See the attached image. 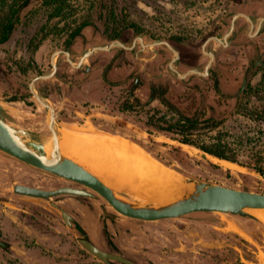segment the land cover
Here are the masks:
<instances>
[{"label":"rangeland","instance_id":"rangeland-1","mask_svg":"<svg viewBox=\"0 0 264 264\" xmlns=\"http://www.w3.org/2000/svg\"><path fill=\"white\" fill-rule=\"evenodd\" d=\"M234 1L239 0H72L75 14L67 22L60 21L50 27L49 23L54 25L58 18L49 22L45 0H29L21 22L7 40L0 41V99L5 108L0 109L5 114L2 116L17 127L36 132L43 142L49 143L52 135L48 127L49 111L30 96L29 85L35 77L51 70L54 54L67 46L71 34L79 32L76 28L83 21L86 25L73 43L75 56L86 48L107 45L118 33L130 41L134 30L143 33L148 40L174 42L182 51L187 69L192 61L198 60L204 40L214 33ZM12 2L0 0V4ZM247 42V37L241 40V43ZM256 44L264 47V35ZM247 50L232 48L222 59L224 64L230 65L227 72L236 77L234 84L224 89L228 96H220L213 84H205L200 78L189 84L169 79L172 88L166 93L167 98L188 116L185 118L196 124V128L187 131L178 125L182 117L158 101L137 109V114L129 112L123 103V88L108 85L102 79L101 69L93 70L88 78L81 75L80 86L68 87L76 78L63 59L61 63L67 72L64 96H59L57 78L51 82L38 79L36 86L53 95L49 101L57 109L56 119L62 136L65 131H73L96 140V145L116 141H111L110 136L122 137L183 175L264 193V179L243 173L239 167L225 161H206L186 151L179 142L185 136L199 145H226L234 162L264 174V73L250 80L242 96H234L250 60ZM110 56L111 52H102L92 60L104 65ZM170 58L166 53L159 58V63L167 66ZM127 60L132 61L135 69V60ZM55 61L56 66L59 65V53ZM144 79L146 81V77ZM143 91L147 98V89ZM59 98L63 99L59 102ZM202 98L204 102L200 105ZM59 110L63 112L60 118ZM198 144L192 147L203 151ZM77 151L81 153L80 148ZM48 173L0 150V264H121L105 263L84 248L79 242L81 236L69 228L61 211L50 202L13 192L14 184L58 187L59 179ZM96 196L98 204H91L89 210L74 211L76 220H72L100 249L97 238L82 227V222L91 223L89 226L101 224L100 237L110 241L114 235L104 233L109 232V226L118 224L120 230L116 234L128 249L122 252L110 243L106 251L126 254L138 264H264L262 213L195 212L180 219L149 224L119 215L104 198ZM114 215L119 218H113Z\"/></svg>","mask_w":264,"mask_h":264},{"label":"flooded vegetation","instance_id":"flooded-vegetation-1","mask_svg":"<svg viewBox=\"0 0 264 264\" xmlns=\"http://www.w3.org/2000/svg\"><path fill=\"white\" fill-rule=\"evenodd\" d=\"M226 11L227 13L222 16L223 21H219L214 33L209 35L204 40L200 49V57L198 60L192 61L187 69H185L187 64L186 60H183L182 58V51L180 48H178V46H176V44H174V42L163 39L148 40L143 33L136 32L134 30H132V32L135 34L130 41H126L122 35L118 33L111 38L107 45H98L86 48L82 50V53L79 56H75L72 49L73 43L81 34V30H79V32L71 38L67 46L58 51L59 65L57 64L56 69L54 70L52 64L51 70L49 72L41 74L34 79L40 76H47L42 79L49 82H51V80L54 78L59 79V96H64L63 84L65 81V73H67L61 63L64 59L66 61V66L70 67L74 71V77L76 78L75 81L69 82V84H67L68 87L80 86L81 82L79 79L81 75L85 78H88L93 70L101 69L102 79L108 85L111 87L123 88L122 92L125 93L123 103L126 104V108L129 112L137 114L139 112L137 109L144 108L148 105H153L155 101H158L162 106L173 111L174 113H177L180 117H188L185 116L186 114L177 108L175 104L171 102L166 96V93L170 92L172 88L171 83H169L170 78L177 79L183 84H189L191 81H193V79L200 78L205 84H213L214 90L220 96H228V93L225 92L224 89L232 86L236 77H231L230 73L227 72L230 65L224 64L225 61H222V59L229 55L228 51L232 48H248L249 50H247V55L250 58V60L247 62V66L244 68L242 84L234 96L237 98L242 96L247 90L250 80L256 75H262L264 73V47H262L260 44H256L257 40L262 35H264V0L234 1L231 5V8ZM245 37L249 38V42L241 43V40ZM116 42H119L122 45L115 44L108 50H96L93 53L87 55V53L95 47L109 46ZM65 52H68L69 55H66ZM102 52H111V56L106 64L97 65V62L92 59L98 53ZM166 53L167 56L170 55L171 58L168 62V65L164 66L161 64V62L159 63V58L166 56ZM127 58L134 59V62L137 63L136 65L140 66L137 68L135 65L134 69L133 65L131 64L132 61H128ZM170 63H173L174 68L181 75H185V77L181 78L174 76L170 69ZM152 65L154 66L153 69L151 68ZM142 72L145 74V76ZM122 74L124 75L123 79L120 78V75ZM144 77H146V81ZM119 78L120 81H118ZM37 80H35L33 84L35 91L40 96L49 100L50 96L53 95L51 93H46L39 90L36 86ZM129 83H131L130 86H128ZM31 84L29 85V90L31 93L30 96H34L35 98L34 93L31 91ZM146 89L148 91V96L147 98H144L143 90ZM196 89L199 90L198 88ZM199 93H201V90H199ZM62 99L63 98H59V102ZM203 100L204 98H202V101H200V105H202V102H204ZM54 109L55 114L57 115V109L55 107ZM0 115L2 116L5 114L4 112L0 111ZM62 115L63 112L59 110L58 117L60 118ZM55 177L59 179V186L56 188L49 187L48 184L45 187H31H35L44 191H60L64 189H71L82 192H61L53 196L42 198L50 202L52 207L59 209V211L66 212L73 220H76L74 211L77 212L80 208H86L89 210V206L91 204H98L96 195L99 194L94 190L73 180L65 179L59 176ZM185 216L187 215L170 219H180ZM89 224L91 223L86 222L85 224L82 222V227L87 232H93L94 236L98 240L97 244L104 251L107 250L106 248L110 243L116 248V250L119 249L123 252L125 251L123 249H128V247L126 248L123 246V243L121 242L122 240L118 237V234H116L120 230V226L118 224L109 226V229L107 228L109 232L106 230L104 233L107 236H110L109 234L114 235V237L111 239L112 241L100 237L99 233L101 232L102 228L101 224L99 225L97 223L98 226H89ZM116 250L111 251L108 249L106 252L131 260L126 254L120 255Z\"/></svg>","mask_w":264,"mask_h":264},{"label":"water","instance_id":"water-1","mask_svg":"<svg viewBox=\"0 0 264 264\" xmlns=\"http://www.w3.org/2000/svg\"><path fill=\"white\" fill-rule=\"evenodd\" d=\"M115 44L122 45L121 43L116 42L109 46L95 47L91 49L87 55L96 50H108ZM57 54L58 52L54 54L52 60L54 70L57 67L55 61ZM65 54L69 55L68 52H65ZM170 69L174 75L181 78L185 77V75H181L174 68L173 63H170ZM45 77L47 76H40L34 79L31 84V91L34 93L37 101L49 111L48 127L52 133L49 143L43 142L36 132L17 127L5 117L0 116L1 151L30 166L65 179L73 180L94 190L101 195L119 215L126 218L137 219L150 223L170 218H178L195 212L254 215L255 213L264 210V193L235 189L220 184L202 181L191 176L183 175L167 166L166 167L173 170L178 177L179 192L174 199L157 201L140 191L132 189L129 186L109 185L103 178L87 168L82 162L67 156L63 152L61 148L62 128L57 122L55 109L48 99L40 96L35 91L33 86L35 80ZM2 103L3 101L0 99V109L5 110ZM110 137L115 139L122 138L117 136ZM172 142L175 143L174 140ZM179 142L184 145V149L186 151L204 158L206 161L208 160L211 163H215L214 159L225 161L233 166L239 167L243 173L264 179V174L258 173L252 168L242 166L231 160L219 158L205 151H199L192 147L193 144L181 141ZM50 145L52 146L51 151L48 150ZM149 156L151 155L149 154ZM151 157L160 165L165 166L153 156ZM13 192L23 196L42 199L61 192L81 193L82 191L71 189L44 191L27 185L14 184ZM122 194L135 197L141 201L130 200ZM60 213L69 228L75 234L81 236L79 237L80 244L99 260L105 263L118 261L123 264H137L127 258L100 249L89 238L83 235L81 227L74 223L72 218L66 212L61 211ZM113 217L119 218L117 215H114Z\"/></svg>","mask_w":264,"mask_h":264},{"label":"bare ground","instance_id":"bare-ground-1","mask_svg":"<svg viewBox=\"0 0 264 264\" xmlns=\"http://www.w3.org/2000/svg\"><path fill=\"white\" fill-rule=\"evenodd\" d=\"M117 139L119 140L96 145V140L73 131H65L61 148L67 156L82 162L111 186H129L157 201L174 199L179 192L177 174L160 165L141 147L128 140ZM78 148L81 153L77 151ZM48 150H52L51 145ZM260 213L264 219V210L258 212V215Z\"/></svg>","mask_w":264,"mask_h":264},{"label":"trees","instance_id":"trees-1","mask_svg":"<svg viewBox=\"0 0 264 264\" xmlns=\"http://www.w3.org/2000/svg\"><path fill=\"white\" fill-rule=\"evenodd\" d=\"M29 0H13L11 4H0V41H5L9 38L10 34L14 31L18 23L21 22V14L23 13ZM45 7L49 13V22L53 18H58V21L50 24V27H55L60 21L67 22L70 17L75 14L74 5L72 0H45ZM76 18L75 20H77ZM87 23V22H86ZM86 24L84 21L76 28L77 31L82 29ZM76 33L73 32L71 37ZM178 125L182 126L183 131L192 130L196 128V124L189 118L182 117L178 122ZM181 142L198 144L194 139H190L184 136ZM199 148L205 152L213 154L219 158L236 161L232 156L227 153L228 147L220 143L213 144H198Z\"/></svg>","mask_w":264,"mask_h":264},{"label":"crops","instance_id":"crops-1","mask_svg":"<svg viewBox=\"0 0 264 264\" xmlns=\"http://www.w3.org/2000/svg\"><path fill=\"white\" fill-rule=\"evenodd\" d=\"M110 140L112 141V140H115V139H110ZM116 140H119V139H116ZM105 141H109V140H105ZM124 141H125V140H124ZM118 220H119V219H118Z\"/></svg>","mask_w":264,"mask_h":264}]
</instances>
